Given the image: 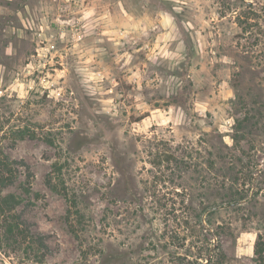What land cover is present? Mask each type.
Wrapping results in <instances>:
<instances>
[{"label":"rangeland","instance_id":"374dc122","mask_svg":"<svg viewBox=\"0 0 264 264\" xmlns=\"http://www.w3.org/2000/svg\"><path fill=\"white\" fill-rule=\"evenodd\" d=\"M1 160L0 264H264V0H0Z\"/></svg>","mask_w":264,"mask_h":264},{"label":"trees","instance_id":"16d2710c","mask_svg":"<svg viewBox=\"0 0 264 264\" xmlns=\"http://www.w3.org/2000/svg\"><path fill=\"white\" fill-rule=\"evenodd\" d=\"M11 169L9 164L4 160L0 161V220H2L3 233L9 239L15 242L27 240V244L33 249V257L37 262H42L44 256L45 243L40 235L31 236L24 228L23 222L17 214L9 213V211L18 203V199L14 194H2V189L11 181ZM53 187L56 188L54 185ZM235 202L232 199L230 202ZM261 249H256V253Z\"/></svg>","mask_w":264,"mask_h":264},{"label":"clouds","instance_id":"9594fccd","mask_svg":"<svg viewBox=\"0 0 264 264\" xmlns=\"http://www.w3.org/2000/svg\"><path fill=\"white\" fill-rule=\"evenodd\" d=\"M167 22V21H166Z\"/></svg>","mask_w":264,"mask_h":264}]
</instances>
